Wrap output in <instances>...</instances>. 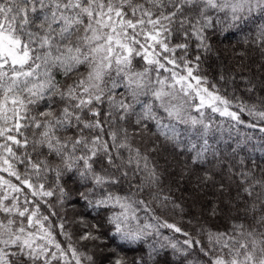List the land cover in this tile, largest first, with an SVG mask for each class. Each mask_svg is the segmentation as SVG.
Instances as JSON below:
<instances>
[{
  "label": "snow or ice",
  "instance_id": "1",
  "mask_svg": "<svg viewBox=\"0 0 264 264\" xmlns=\"http://www.w3.org/2000/svg\"><path fill=\"white\" fill-rule=\"evenodd\" d=\"M257 131L264 0H0V264H264Z\"/></svg>",
  "mask_w": 264,
  "mask_h": 264
},
{
  "label": "trees",
  "instance_id": "2",
  "mask_svg": "<svg viewBox=\"0 0 264 264\" xmlns=\"http://www.w3.org/2000/svg\"><path fill=\"white\" fill-rule=\"evenodd\" d=\"M235 44V41L233 42ZM221 47H224L221 45ZM237 52L243 51L244 49L240 45H235ZM249 56L258 57L257 53H248ZM223 64H227L229 67H236L240 64V58L236 55L235 52L229 50L228 52L224 53L222 57ZM210 64L213 63V61H209ZM243 63L247 65L249 61L247 59H244ZM223 66V64L220 63V61H216L214 64V67L216 65ZM236 70L238 71L239 68L237 67ZM219 120V117H217ZM244 131V129H241ZM252 131V130H247ZM253 140L250 141L246 146H244L241 149V155H244L247 157L248 155H252L253 157L259 159L261 158L264 153H261L260 148L264 147V145L261 144V137H264V134L257 132H253ZM227 134H225L226 138ZM233 147L235 146V141L229 142ZM220 148H224L225 145L223 142H221L220 145H218ZM228 151L231 149L228 148ZM192 155V153H187L182 156H176L173 157L170 153L164 152L162 153V156H167L168 160L171 163L172 168L175 169L177 173H179L185 165V162L188 163V167L190 169L188 175L185 177L183 185H182V191H177L175 195L178 199H182V202L185 204V207L188 209L190 215H199L202 211V206L207 205V202L214 198L215 188L212 186L208 187H197L198 184V177L203 175L204 169L196 166H192L189 161V157ZM208 170L212 171L214 170L212 168V165L209 164L206 166ZM219 179V177H217ZM175 219L177 221L180 220L179 216H176ZM169 234V233H165ZM168 258L165 257L164 260L161 261V264H164V261Z\"/></svg>",
  "mask_w": 264,
  "mask_h": 264
}]
</instances>
